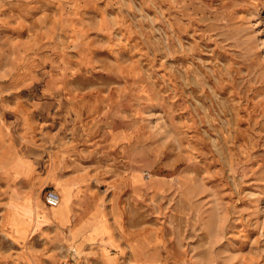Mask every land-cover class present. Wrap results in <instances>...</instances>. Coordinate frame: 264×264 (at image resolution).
I'll use <instances>...</instances> for the list:
<instances>
[{"label": "rangeland", "instance_id": "rangeland-1", "mask_svg": "<svg viewBox=\"0 0 264 264\" xmlns=\"http://www.w3.org/2000/svg\"><path fill=\"white\" fill-rule=\"evenodd\" d=\"M0 264H264V0H0Z\"/></svg>", "mask_w": 264, "mask_h": 264}, {"label": "built area", "instance_id": "built-area-1", "mask_svg": "<svg viewBox=\"0 0 264 264\" xmlns=\"http://www.w3.org/2000/svg\"><path fill=\"white\" fill-rule=\"evenodd\" d=\"M59 203V199L55 196L50 195L47 199H46V205L48 207H56Z\"/></svg>", "mask_w": 264, "mask_h": 264}, {"label": "crops", "instance_id": "crops-1", "mask_svg": "<svg viewBox=\"0 0 264 264\" xmlns=\"http://www.w3.org/2000/svg\"><path fill=\"white\" fill-rule=\"evenodd\" d=\"M50 208H54V207H50Z\"/></svg>", "mask_w": 264, "mask_h": 264}]
</instances>
